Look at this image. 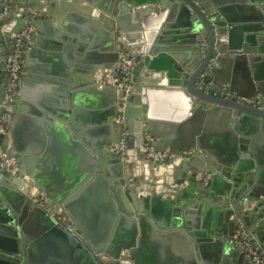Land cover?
<instances>
[{
	"label": "crops",
	"instance_id": "obj_1",
	"mask_svg": "<svg viewBox=\"0 0 264 264\" xmlns=\"http://www.w3.org/2000/svg\"><path fill=\"white\" fill-rule=\"evenodd\" d=\"M53 1L57 3L54 5V12L66 16L70 26L81 31L90 44H95L96 49L99 45H106L101 42L103 37L99 30L104 23L95 15L97 11L94 8V2L102 0H0V10L4 3L0 18L6 10L3 15L6 30L1 37L3 43H0L6 46L1 56L11 54L8 43L10 33L16 31L30 5L29 11L35 15L33 21H42L44 25L42 30L38 29L28 19L20 29L28 24L34 26L22 58L19 77V80L24 79L23 97L19 104H15L17 107L21 105L17 109L20 115L16 133L17 146L25 154L40 158L37 170L50 176L48 185L57 197L53 211L58 214L60 226L72 232L77 223L71 217L63 215L64 204L67 203L66 206L78 210V214L83 217L82 225L106 235L105 252L102 256L106 260L115 261V264H250L249 255L238 242V230L234 226L238 221L237 214L247 212L246 224L251 228H256L260 220L264 219V120L253 119L248 122V117H245L242 122L230 124L229 120L223 118V112L217 116L210 113L203 116L201 111L189 112V106L170 96H155L158 116L168 115L171 111L184 116L189 112L187 120L174 131L176 140L169 143H177L179 148L183 147L182 152L187 154L188 148L185 147L195 137L200 142L199 147L220 159L217 163L221 164V170L228 171L229 176L224 175L221 170H217V177L211 181V174L194 177L189 171L183 176L182 166L172 162L175 155L169 158L167 164L155 169L153 164L157 161L148 158L146 162L143 159L139 138H136L129 148L130 164H125L123 168V188L130 189L131 192L137 190L133 199L125 196L130 206L135 201L137 207L131 216L123 215L119 212L117 201L110 194L111 184L107 178L94 176L96 173L92 169L95 153L91 143L100 142L105 148L104 142L108 140L105 127L101 126L102 123L94 122L91 114V106L99 105L102 98L94 90L87 89L86 87H90L88 85L74 90L77 91L76 114L72 107L69 111L61 110L60 118H53L52 111H47L60 110L57 108L63 105L62 94L69 90L70 83L80 81L75 75L78 76L77 73L85 66L81 62L92 60L94 54L71 38L63 39L60 35L53 36L49 33L47 23H53L54 18L44 10L51 7ZM103 1L106 6L113 8H120L124 3L126 10L122 15L127 17L134 31L144 32L145 29L133 17L135 11L129 8L130 4L140 7L135 16L140 20L149 18L154 25L164 18L171 22L168 25V36L180 38L176 43L172 42L173 47L183 61L190 60L191 27L187 24L188 21L179 23L180 32L172 31L171 29H175L172 26L174 11L158 8L164 6L159 0ZM218 1L220 8L213 7L215 18L225 20L222 26L227 32H236L239 38L238 44L233 46L239 53L229 51L215 56L218 59L219 56L226 55L225 58L219 57L215 65L223 68V78L227 85L222 87L227 89V98L229 94L253 99L264 98V0ZM61 2L66 3L61 5ZM41 9L43 16L39 14ZM117 11L119 12L118 9ZM61 22L58 21L59 25ZM231 22L236 25L229 27ZM222 41L226 42V39L223 38ZM105 47H109V44ZM201 53L204 56L206 49L202 47ZM240 56H245L247 60L244 61ZM137 62L134 59V64ZM7 69L6 61L1 62L0 87L8 73ZM122 71L128 72L133 78L131 70L124 68ZM96 77L97 74L95 81ZM159 77L160 73H157L154 78ZM144 78L146 79L145 76ZM163 87L158 85L157 90L165 89ZM1 97L0 90V102ZM3 103L5 104V99ZM8 108L11 122L14 119L12 105L9 104ZM133 121L136 128L140 129L142 123L135 119ZM10 125H7L9 147L12 145ZM155 144H159V140ZM169 150L168 147L166 151ZM198 158L205 167L210 165L207 158ZM133 176L138 182L133 180ZM209 183L211 187L205 188ZM225 186L231 187L229 193L223 194L226 197L213 193ZM12 187L0 183V264H25L18 256L17 238L22 237L18 234V225L26 217V212H21L17 188ZM58 190L67 191L66 198L65 195H58ZM32 194L36 195V201L47 203L45 193L37 186ZM69 221H72L70 225ZM32 225L37 228L33 235L36 238L35 256L40 260L39 264H84L79 255L78 244L60 226L46 229L39 222H33ZM237 225L238 229L244 227L242 223ZM29 233L31 235L30 231ZM127 237L135 238L130 244ZM30 238L27 241H31ZM127 243L128 246H123ZM4 244L14 246L13 252H8ZM114 254L116 256H112Z\"/></svg>",
	"mask_w": 264,
	"mask_h": 264
},
{
	"label": "water",
	"instance_id": "obj_2",
	"mask_svg": "<svg viewBox=\"0 0 264 264\" xmlns=\"http://www.w3.org/2000/svg\"><path fill=\"white\" fill-rule=\"evenodd\" d=\"M159 1L161 5L164 6L158 8H169L171 11H174L175 19L173 22L174 25L172 26H174L175 29H171L172 31L180 32L181 30H179L180 27H178V25L183 21H188L187 24L191 27V36L189 37L191 39V45L189 46L191 49L189 52L191 57L188 62L183 61L178 51H175V47H173L172 42L176 43L180 38H170L168 36L170 31L168 25L171 22H167L164 18L162 22L154 25L150 22L149 18L140 20L139 17H135L136 14L139 13L137 9H140V7H133L130 4L129 8L132 9L133 12L135 11L133 17L139 20V25H144V32L132 30L133 27L131 28L129 25L130 23L127 17L122 15L126 10V5L124 3L120 5V8H113L112 6H106L103 0L95 1L94 8H96L98 12H96L95 15L104 23V26H101L99 29L101 37H103L101 42L106 45L109 44V47H105L106 45H99L100 47L97 46V49L94 43L90 44L89 40L81 31L78 32L75 28L70 26L69 22L66 20V16H60V13L54 12V5L57 4L55 3L56 1H53V4H51L52 6L44 10L47 15H52L54 18L53 23H47L49 33L53 34V36L60 35L63 39L71 38L78 45L83 46L87 51L94 53L92 54V60L81 62L85 65L81 68V75L77 73L78 76H76L74 73L75 77L80 78V81L70 83L69 90L67 89L64 95L62 94L63 105H59L60 107L57 106L59 107L57 109L60 110L48 109L47 111H52L53 115L51 116H53V118H60L61 110L69 111V108L72 107L73 112L76 114L75 104L77 101L75 93L77 91L74 90H79L80 87L83 88L88 85H90V87H86L87 89L90 88L94 90L97 96L102 98L99 105L91 106V111H93L91 114L95 120L94 122L98 124L102 123L101 126L105 127L108 140L104 142V144H106L105 148L102 147V143L100 142L91 143L92 151L95 153L92 169L96 173L94 176L98 178L101 176L107 178L106 180L111 184L110 194H112L114 201H117L120 207L119 212L121 211L123 215L127 216H131L132 211L136 209L137 206L135 201H133V206H130L125 196L133 199L137 194V190H132L133 193L130 189L123 188L125 178V169L123 168L125 164H130V161H128L131 160L129 148L132 147L136 138H139V148L142 150L143 159L146 162H148L146 149L148 146H154L157 150L161 151H166L169 147V153L173 156L175 155L172 162L174 161L176 164L182 166L183 176H186L189 171L194 177L197 175L204 176L206 174H211V181L217 177V170L222 169L221 164L217 163L220 159L208 153L207 150L199 147L200 142H197L198 140L195 137L192 142H188V147H185L188 148L187 154L182 152L183 147L179 148L180 145L177 143H174V145H172L173 143H169L176 140L174 131L180 124H183L187 120L188 117H186V115L189 112L195 113L201 111L203 116L206 113L217 116L223 112V118L229 120L230 124L239 121L242 122L245 117H248L246 119L248 122L253 121V119L257 121L264 120V110L227 98V89H223L222 87L227 85L226 80L223 78V68H219L215 64L219 57L225 58L226 55H221L218 59H215V56L218 53H227L229 51L231 53H239L238 49L233 47L238 44L239 38L236 32H229V30L227 32V29L222 26L225 20L215 18L216 14L214 8H220V2L218 0ZM66 2H61V5H64ZM227 5L229 6V4ZM28 7L29 8L26 9L24 13L23 19L18 23L16 31L11 32L10 36L12 33H18L26 20L29 19L33 21V16L35 15L31 14L29 11L31 6L29 5ZM3 8L4 3L1 4L0 14ZM44 12L41 9L39 14L43 16ZM131 17L132 15H130V18ZM58 21H62V24L59 25ZM33 22L38 29L42 30V25H44L42 21ZM97 22L99 24V21ZM214 25L217 27H214ZM228 25L231 27L236 25V23L231 22ZM223 38L226 39V42L222 41ZM202 47L206 49V54L204 56H202L201 53ZM14 49L15 45L13 43L10 45L9 50L12 52ZM239 58L244 61L247 60L245 56H240ZM134 59L138 60L137 64H134ZM1 62L5 63L4 56L0 58V63ZM77 64L80 66L79 63ZM124 68L134 73L133 78L130 79V87L128 89L99 81L98 76L105 77L107 74H112L115 77L125 76V72L122 71ZM157 73H160V77L156 79L154 77ZM96 74V79L99 81L98 83L96 82L97 80L95 81ZM8 75L7 73L0 87L2 92L0 116L7 111V106L3 102L5 99ZM20 80L18 81L20 84L16 88L15 97L11 101V111L14 113V119L7 123L8 125L11 124L10 134L12 137V145L9 147L10 139L8 134L2 135V143L3 147L17 158L22 173H20L19 176H12L7 171H1L0 183L2 182L8 187L13 186L12 188H17L16 193L19 195L18 202H20L21 212H26V217H24L18 225V234L22 235L21 238H17L19 259L25 261V264H39L40 260L35 256L36 238L33 235L37 228L32 225L33 222L41 223L43 228L46 229H54L60 226V224L57 221L58 214H55V211H53L54 200L57 197L54 196L53 191L49 188L48 182L50 181V176L37 170V161L39 163L40 158L25 154V152L17 146L16 133L20 120L17 109H20L21 105L18 107L16 105L17 103L19 104L20 99L23 97L24 83V79L21 78ZM158 85L164 86L163 88L165 89L160 88L161 91L157 90ZM158 94H165L177 99V101L182 104L189 106V112L184 116H180L172 111L168 115L158 116V114H156L157 108L155 107V96ZM68 118H70V116H68ZM162 118L164 121H162ZM134 119L142 123L140 129L136 128V124L133 121ZM147 134L150 135L151 139H146ZM123 140H126L124 143L125 147L121 146ZM157 140H159V144H155ZM198 157L207 158L211 166L206 165L205 167L202 163L200 164L201 161ZM169 161V158L163 161H157L156 164H153V167L156 169V167H161ZM23 164H25L26 167ZM221 171L224 175L229 176L227 170ZM25 176H27L28 179H26ZM133 180L138 182L135 176H133ZM36 186L41 192L45 193L48 200H46V204H41L36 201V195L32 194ZM208 187H211V183L205 186V188ZM106 188H108V183ZM229 190H231V187L225 186L223 189L216 190L213 193L226 197V195L223 194L225 192L229 193ZM66 192L67 191L64 190H58V195H65ZM64 198H66V195ZM61 200L67 201V199ZM66 204L67 203L64 204L65 209H63V215L71 217L73 220H76L77 223L72 232L68 231L66 228L60 227L78 244L82 263L115 264V261L106 260L102 256V253L105 252L106 239L104 238H106V235L100 233L97 229L91 230L89 226L88 228L84 224L82 225L81 220H83V217L78 214V210L71 206H66ZM246 214L247 212L244 214H237L238 221L234 228L238 230V242L242 244L243 249L247 255H249L250 264H254V256L249 254L248 246L257 252L260 259L264 260V219L260 220L256 226V230V228L247 226ZM71 223L72 221L68 222L69 225ZM239 223H242V225L244 224V227L238 229L237 224ZM82 226L85 227L86 230L83 229ZM27 238H30L29 240L31 241H27ZM127 238L126 240H129L131 244L135 237ZM29 243L30 247H28ZM128 244L129 243L123 246H128ZM3 246L8 252H13L14 250V246L9 244H4ZM112 256H116V254Z\"/></svg>",
	"mask_w": 264,
	"mask_h": 264
},
{
	"label": "built area",
	"instance_id": "obj_3",
	"mask_svg": "<svg viewBox=\"0 0 264 264\" xmlns=\"http://www.w3.org/2000/svg\"><path fill=\"white\" fill-rule=\"evenodd\" d=\"M6 11V10H5ZM4 11V13H6ZM3 13V15H4ZM3 15L0 18V40L3 34L5 33L6 26L4 25ZM34 31V26L28 24L25 28L20 30L18 33L11 34L9 39V45H15V49L5 57L8 68V82L5 90V104L7 106V111L0 116V172L7 171L13 175L19 176L22 173V169L16 157L11 155L7 149L3 147L2 135L7 134V123L11 118V113L9 111V104L15 97L16 88L18 86L19 77L22 70V58L28 47L31 34ZM6 46L0 43V58L1 54L5 50ZM99 77V81L102 83H111L117 85L118 87H123L128 89L130 87L131 76L128 72H125L123 77H115L112 74H107L105 77ZM229 98L236 100L237 102L243 103L245 105H251L258 109L264 110V98L253 99L249 97H238L232 94H229ZM146 139H151L149 135H146ZM124 140L121 142V146H124ZM173 156L168 151L157 150L154 146L147 147V157L152 161H163L167 158ZM28 179L27 176H25ZM249 254L254 256V264H264V260L260 259L257 252L248 246Z\"/></svg>",
	"mask_w": 264,
	"mask_h": 264
},
{
	"label": "trees",
	"instance_id": "obj_4",
	"mask_svg": "<svg viewBox=\"0 0 264 264\" xmlns=\"http://www.w3.org/2000/svg\"><path fill=\"white\" fill-rule=\"evenodd\" d=\"M0 42L3 43V39L2 38H1Z\"/></svg>",
	"mask_w": 264,
	"mask_h": 264
}]
</instances>
